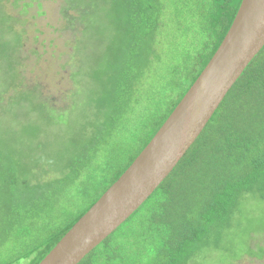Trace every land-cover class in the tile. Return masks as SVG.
I'll list each match as a JSON object with an SVG mask.
<instances>
[{
	"label": "trees",
	"instance_id": "1",
	"mask_svg": "<svg viewBox=\"0 0 264 264\" xmlns=\"http://www.w3.org/2000/svg\"><path fill=\"white\" fill-rule=\"evenodd\" d=\"M1 1L17 8L21 0ZM32 1L21 2L13 25L0 5V24L20 47ZM241 1L61 0L59 30L71 35L62 44L72 43L81 62L80 44L89 34L99 41L88 77L102 90L77 97L76 82L68 107L45 104L55 131L47 146H24L23 137L39 133L29 123L0 133V264H39L118 180L217 51ZM0 42L3 75L12 79L1 97L14 93L12 106L17 93L40 91L21 82L19 46L7 65L13 42ZM165 57L168 88L153 79ZM253 198L264 201V47L172 173L80 264H204L207 250L234 248L227 239ZM250 246L243 256L264 257Z\"/></svg>",
	"mask_w": 264,
	"mask_h": 264
},
{
	"label": "water",
	"instance_id": "2",
	"mask_svg": "<svg viewBox=\"0 0 264 264\" xmlns=\"http://www.w3.org/2000/svg\"><path fill=\"white\" fill-rule=\"evenodd\" d=\"M264 47V0H242L225 38L148 145L39 264H80L159 188Z\"/></svg>",
	"mask_w": 264,
	"mask_h": 264
},
{
	"label": "rangeland",
	"instance_id": "3",
	"mask_svg": "<svg viewBox=\"0 0 264 264\" xmlns=\"http://www.w3.org/2000/svg\"><path fill=\"white\" fill-rule=\"evenodd\" d=\"M29 1L21 0L17 8L12 7L11 3L5 4L4 2V5H2L1 1L0 5H2L7 14L4 18L8 25L14 24L12 17L21 21L17 11L22 4L24 5V3ZM32 4L31 9L27 8L28 16H25L27 23L30 22L29 26L27 25V36H24V40L26 39L25 44L20 47L16 40L15 31H9L2 24H0V37H4L6 42H13L12 45H8L11 54L7 65L18 58L17 51H19L20 59L23 62L21 82H24L23 84L29 87L38 86L40 93H17L15 105L11 106L10 103H7L11 97L15 96H13L14 93L9 92L6 96L4 95L5 97H1L3 87H7L8 80H12L9 75H3L5 62L3 64L4 58H1L0 133L8 131L10 128L19 127L24 123H29L31 126L34 125L38 128L37 137H23L22 143L24 146H31L30 149L35 150L38 143L47 146L52 134L55 133L49 123H47L46 103L54 110L60 111V109L68 107L65 104L69 105L72 103V92L75 94L74 97L79 92L77 95L79 97L91 90H96L100 93L102 89L100 84L88 77V74L94 68L92 58L97 52L99 41L95 38H88L90 34H87V39L80 44V54L83 56V60L80 62L79 55L75 57L72 54L73 50L70 45L73 44H62L65 41H69L71 35L67 31L59 30L62 27L59 17L61 0H33ZM16 27V31L21 30L18 25ZM55 30H57L56 33ZM99 46L102 45L99 44ZM15 47H18L17 51L13 50ZM168 60L169 58L165 57L164 63L153 71L155 84H161L165 88H168L172 82L170 81V70L168 69V64L170 63L172 68V63L168 62ZM76 70H79V74L74 76L73 74L76 73ZM5 79H8L7 82ZM76 82H79L80 88L75 93L74 86ZM73 124L70 123L72 127ZM242 210L245 212L246 218L238 221L236 228L231 232L226 243V246L232 245L234 248L229 252L207 250L204 264H264V257L243 256L250 245L253 251H256L258 247L264 248V201L258 202L255 198L245 201V205H242ZM235 253L239 256L237 261H233Z\"/></svg>",
	"mask_w": 264,
	"mask_h": 264
}]
</instances>
